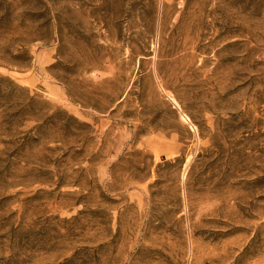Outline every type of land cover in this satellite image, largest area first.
Segmentation results:
<instances>
[{"label": "rangeland", "instance_id": "1", "mask_svg": "<svg viewBox=\"0 0 264 264\" xmlns=\"http://www.w3.org/2000/svg\"><path fill=\"white\" fill-rule=\"evenodd\" d=\"M0 264H264V0H0Z\"/></svg>", "mask_w": 264, "mask_h": 264}]
</instances>
